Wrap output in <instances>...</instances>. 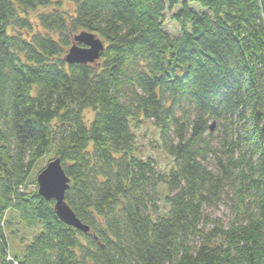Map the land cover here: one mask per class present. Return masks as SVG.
Returning <instances> with one entry per match:
<instances>
[{
  "label": "trees",
  "instance_id": "16d2710c",
  "mask_svg": "<svg viewBox=\"0 0 264 264\" xmlns=\"http://www.w3.org/2000/svg\"><path fill=\"white\" fill-rule=\"evenodd\" d=\"M166 9L0 0V264H264V0H183L176 38ZM80 31L104 50L68 65ZM144 122L167 172L134 153ZM49 155L88 234L37 193L31 172ZM21 228L34 234L17 251Z\"/></svg>",
  "mask_w": 264,
  "mask_h": 264
},
{
  "label": "water",
  "instance_id": "95a60500",
  "mask_svg": "<svg viewBox=\"0 0 264 264\" xmlns=\"http://www.w3.org/2000/svg\"><path fill=\"white\" fill-rule=\"evenodd\" d=\"M104 50L103 41L94 33L80 31L73 35L71 45L64 55L68 65H87L96 62ZM213 124L210 129H213ZM38 195L46 201H53V211L60 221L84 234L89 233V227L76 217L65 202V193L69 188L70 179L65 174L61 159L55 157L36 175Z\"/></svg>",
  "mask_w": 264,
  "mask_h": 264
},
{
  "label": "rangeland",
  "instance_id": "374dc122",
  "mask_svg": "<svg viewBox=\"0 0 264 264\" xmlns=\"http://www.w3.org/2000/svg\"><path fill=\"white\" fill-rule=\"evenodd\" d=\"M183 0L180 1L179 4L175 5L172 10H168V0H164L165 6L167 9L164 12V20H163V29L168 33V35L171 38H176L180 36V26L174 20L171 18V15L177 12L182 7ZM188 7L196 12H206V8L202 7L197 2H188ZM69 7L68 5H64ZM87 118H91V114H86ZM136 139L134 143V153L135 155L142 157V158H152L155 160L159 172H167L170 167H172L174 164L170 158L164 154L162 149L160 148V144L158 142V134L157 131L152 127V124L150 122H144L142 125L134 130ZM159 145V147H158ZM51 159V155L43 157L40 159L36 165L33 167L31 172V177L35 178L36 175L39 173L41 169H43L47 162ZM167 207L165 204L160 201L159 202V214H164L166 212ZM214 215H218L226 221L229 217V211L225 207H220L218 210H216ZM34 234L33 230H24L23 228L18 229L17 232V238L15 242H12L11 245L15 248V250L19 251L20 247V238L25 239V241H30L32 235Z\"/></svg>",
  "mask_w": 264,
  "mask_h": 264
}]
</instances>
